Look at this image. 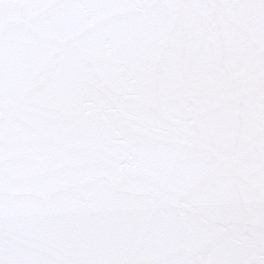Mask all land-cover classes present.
<instances>
[{
  "label": "snow or ice",
  "instance_id": "snow-or-ice-1",
  "mask_svg": "<svg viewBox=\"0 0 264 264\" xmlns=\"http://www.w3.org/2000/svg\"><path fill=\"white\" fill-rule=\"evenodd\" d=\"M0 264H264V0H0Z\"/></svg>",
  "mask_w": 264,
  "mask_h": 264
}]
</instances>
